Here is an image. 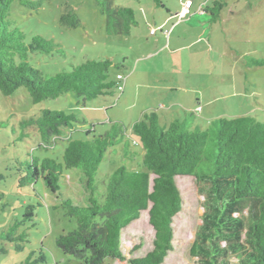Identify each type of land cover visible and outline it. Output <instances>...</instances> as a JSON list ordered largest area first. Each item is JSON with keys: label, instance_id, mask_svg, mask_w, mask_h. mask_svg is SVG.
<instances>
[{"label": "trees", "instance_id": "16d2710c", "mask_svg": "<svg viewBox=\"0 0 264 264\" xmlns=\"http://www.w3.org/2000/svg\"><path fill=\"white\" fill-rule=\"evenodd\" d=\"M13 1L0 0L2 95L10 96L24 88L31 102L37 104L70 92L77 105L84 106L114 89L121 94L124 76L116 73L110 77V69L119 66L109 57L87 59L51 76L33 67L30 54H50L58 45L42 35L26 41L24 33L9 19ZM19 1L36 10L42 0ZM94 1L104 17L107 35L130 34L137 24L131 8L117 6L114 0ZM153 1L162 6L160 0ZM226 5V0H213L204 10L210 15V22L220 18ZM59 20L72 28L82 24L69 5L64 7ZM254 61L257 66L264 65V59ZM185 114L181 120L161 125L156 111H144L130 125L143 150L141 165L117 166L102 180L101 186L96 176L107 152L115 154L114 147L120 146L122 157L134 161L136 152L130 149L122 122H114L103 133L95 134L93 124L85 129L76 128L80 119L74 113L41 109L37 116L22 118L17 127H11L15 140L34 139L39 149L38 154L28 152L25 160L14 159L17 187L40 183L56 200L52 208L76 223L73 229L55 238V245L64 254L85 264H103L108 258L125 260L121 232L142 211H147L154 231L152 248L145 255L127 261L162 264L172 247L173 217L182 203L176 178L188 176L195 179L206 199L202 223L191 246L192 255L201 264H264V122L240 115L216 118L201 128L194 126L191 113ZM7 126V121H0V128ZM76 132H80L79 138L74 137ZM60 141L66 142L61 160L43 154ZM67 172L78 176L84 198L76 200L61 191ZM33 208L26 206L22 217L0 232L1 242H10L15 250H22L28 241L29 226L24 230L20 227L31 222ZM6 252V247L0 245V253ZM45 262L41 246L17 264Z\"/></svg>", "mask_w": 264, "mask_h": 264}, {"label": "rangeland", "instance_id": "374dc122", "mask_svg": "<svg viewBox=\"0 0 264 264\" xmlns=\"http://www.w3.org/2000/svg\"><path fill=\"white\" fill-rule=\"evenodd\" d=\"M161 1L168 6L167 2L175 3L177 0ZM212 1L209 0L208 6ZM226 3L227 10L223 14L225 24L220 19L216 23L207 24L210 21L208 13L203 16L196 13L198 18L188 17L180 21L183 23L181 26L190 28L189 30L193 28L192 32L180 30L191 37H199L194 26L208 29L212 24L214 34L208 43L205 39L207 36H204L203 40L181 48L179 69L170 67L172 63H166V60V65L162 63L163 54L141 61L139 59L158 50L155 43L161 33L150 35L147 21L142 22L151 18L145 14L142 6L145 11L149 8L146 12L153 15L151 5L153 4L154 9L156 6L153 0H114L117 6L138 10L136 20L139 25L132 31L139 30L140 35L130 37L105 33L104 17L94 0H42L36 10L23 6L19 0L13 1L9 19L24 33L26 41L32 36L42 35L58 45L50 54H30L29 62L33 67L51 76L68 71L71 66L87 59L109 57L119 66L110 69V77L120 73L126 77V85L119 97L114 89L111 94L89 100L84 106L77 105L76 97L70 92L37 104L31 102L24 88L10 96L0 93V121L9 123V126L0 128V232L20 219L26 206H34L31 222L20 227V230H24L29 226L28 241L19 251L14 249L12 243L0 241V245L7 249L6 253H0V264H17L41 246L46 257V262L41 264H85L72 255L64 254L55 245L56 236L73 229L76 223L60 210L52 208V204L56 202L54 196L40 183L17 187L14 159L25 160L27 153L32 151L39 153L34 139L18 141L11 133V127H17L22 118L35 117L41 109L64 110L74 113L80 119L75 123L76 128L85 129L93 124L95 134L103 133L114 122H122L127 129L130 149L136 152L134 161L130 162L122 157L120 146L114 147L117 151L115 154L107 152L96 176L100 186L107 174L117 166L141 165L143 150L138 138L131 132L130 125L144 111H157L159 123L167 124L163 113L165 108L160 107V100L168 104L169 113L173 114L171 118L181 120L186 116L185 113H191L194 126L201 128L207 127L215 118L240 115H250L264 122V65L257 66L254 61L264 59V0H226ZM66 5L73 8L79 16L82 21L80 26L72 28L60 23V14ZM159 9L164 12L166 10L163 7ZM229 9L234 13L230 18ZM196 50L199 54L193 58L183 56ZM170 83L180 84V90L174 93L176 97L180 96L179 107L170 104L169 98L164 95L166 92L161 88ZM137 84L144 88H135ZM74 137L79 138L80 132H76ZM65 145V141H60L54 149L43 154L47 153L48 156L61 160ZM67 174L61 191L76 200L84 198L85 192L78 176L74 172ZM176 184L181 194V209L173 217L172 247L162 264H201L192 255L191 246L206 209L205 195L192 177H177ZM99 199L101 201L102 197ZM153 237L154 231L148 222V213L142 211L139 218L121 232V249L126 259L118 261L108 258L103 264H129L127 259L143 256L152 248Z\"/></svg>", "mask_w": 264, "mask_h": 264}, {"label": "crops", "instance_id": "0c3cea01", "mask_svg": "<svg viewBox=\"0 0 264 264\" xmlns=\"http://www.w3.org/2000/svg\"><path fill=\"white\" fill-rule=\"evenodd\" d=\"M184 1L185 0H177L175 3L174 2H172V3L167 2L168 6H165V4H163L161 1L162 6H155V9H154V6L152 4L151 7H152L153 15L148 14L146 12V11H149V8H146V11H145V9H143V6L141 5L142 10H144L145 14L147 16L151 17V18L142 20V22L147 21V25L149 26L148 27V29H149L148 33L150 35H155V34H158V32H159V33H161V36L157 38L156 43H155V46L158 48V50L150 52L146 56L143 55L142 57L139 58L140 61L147 58V57H155V55L163 54L162 63L165 64V60H166V63L167 62L172 63L170 65V67H178L180 69V57L182 56V54L180 55V49L181 48L188 47V46L192 45L193 43L197 42L198 40H203L204 36L205 37L207 36L205 38V39H207V43L210 42V39H211V37H213V34H214L213 33L214 26L212 24H211L212 27H210L208 29H206V28L204 29L203 27L199 28L198 26H194V28L197 29L199 32L198 38L197 37H195V38L191 37L190 35H187V33H185V31L192 32L193 28H191V30H189L190 28L188 29L184 26H181V24H183V23H181L182 21L180 19H178V17H177V13L180 10V7L182 6V3ZM208 4H209V0H192V6L190 9L191 12H190V15L188 17H192V18H194L195 16L197 17V15H195L196 13L198 15H202V16L207 15V12L204 10H206V8L210 6V5L208 6ZM160 7L165 8L166 9L165 12L162 11V9H159ZM131 9L134 12L135 19H137L136 14H137L138 10L135 8H131ZM224 10L225 11L227 10L226 7H225V9H223L221 11V15L219 18L220 22L223 24H225V22H226V19H224V17H223ZM160 11H162V13ZM228 13H229V18L232 17L234 14L231 9H229ZM192 18H191V20H192ZM203 18H205V17H203ZM206 21H207V18L205 19V22ZM136 22H137V24L132 27L130 34L126 37H130L131 35H136V34L138 36L140 35L139 30L134 31V32L132 31L135 26L139 25V22L137 20H136ZM208 22H210V21H207V24H209ZM211 23H216V21L211 22ZM195 29H194V31H195ZM180 30H185V31L180 32ZM163 36H165V37H163ZM161 38H163L164 40L160 41ZM188 40H190V41H188ZM182 42H184V44ZM139 46H140V48L142 47V45H139ZM198 54H199V52H198V50H196V51H190L189 53H187L186 55L184 54L183 56H189L190 58H193ZM123 84H124V87H123V91L121 93L124 92L125 85H126V77L125 76H124ZM135 88H138L140 90L141 88H144V87L137 84V85H135ZM161 88L166 92V94H164V95L167 98H169L168 101L170 102V104H176L179 107L180 106V96L176 97V95H174V93L176 92V90H180V84L170 83V84L162 86ZM120 95L121 94H119L118 97ZM118 97L116 98L117 100H118ZM117 100H116V102H117ZM160 101H161L160 107L165 108L163 110V113H165V115H166V121L169 122V121H172L174 119H178V118H171V117H173V114L171 115L169 113L170 108H169L168 104H166L162 100H160ZM156 113L158 115V119L160 122L159 113L157 111H156ZM179 116H180V114L178 115V117Z\"/></svg>", "mask_w": 264, "mask_h": 264}, {"label": "built area", "instance_id": "2783aa9c", "mask_svg": "<svg viewBox=\"0 0 264 264\" xmlns=\"http://www.w3.org/2000/svg\"><path fill=\"white\" fill-rule=\"evenodd\" d=\"M191 5H192V1L191 0H186L183 3L181 9L177 13L178 19L182 20V19H185L188 16V14L190 12ZM118 77H121V76H118ZM120 89H122V88H120Z\"/></svg>", "mask_w": 264, "mask_h": 264}]
</instances>
